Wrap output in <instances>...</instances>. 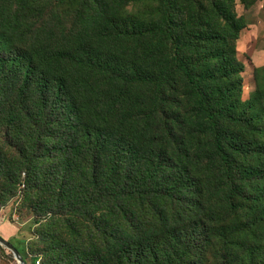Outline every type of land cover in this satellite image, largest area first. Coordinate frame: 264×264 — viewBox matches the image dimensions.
<instances>
[{
  "label": "trees",
  "instance_id": "trees-1",
  "mask_svg": "<svg viewBox=\"0 0 264 264\" xmlns=\"http://www.w3.org/2000/svg\"><path fill=\"white\" fill-rule=\"evenodd\" d=\"M235 6L0 0V199L34 200L8 240L24 259L264 264V66L244 100Z\"/></svg>",
  "mask_w": 264,
  "mask_h": 264
},
{
  "label": "rangeland",
  "instance_id": "rangeland-1",
  "mask_svg": "<svg viewBox=\"0 0 264 264\" xmlns=\"http://www.w3.org/2000/svg\"><path fill=\"white\" fill-rule=\"evenodd\" d=\"M235 10L239 16H244L248 23L242 30L237 50L238 58L245 64V71L242 73L243 99L248 100L255 89V68L264 66V0H236ZM33 203L32 196L23 192L8 196L5 200L0 199V233H3L1 229L4 230L5 227L8 228L5 230H18L17 232L30 228L35 217L32 211ZM41 221L40 225L34 226L32 230L39 235L48 232L53 234L54 227L49 230L47 228L50 222L49 213L44 212ZM59 233L62 235L64 232L60 230ZM27 247L33 253H41L42 264H49L50 256L43 250L42 245L29 241ZM10 254L8 250L6 254L0 253V264H17L15 260L6 258V255Z\"/></svg>",
  "mask_w": 264,
  "mask_h": 264
},
{
  "label": "water",
  "instance_id": "water-1",
  "mask_svg": "<svg viewBox=\"0 0 264 264\" xmlns=\"http://www.w3.org/2000/svg\"><path fill=\"white\" fill-rule=\"evenodd\" d=\"M0 246L8 250L16 260L17 264H27L20 252L7 239L0 235Z\"/></svg>",
  "mask_w": 264,
  "mask_h": 264
},
{
  "label": "crops",
  "instance_id": "crops-1",
  "mask_svg": "<svg viewBox=\"0 0 264 264\" xmlns=\"http://www.w3.org/2000/svg\"><path fill=\"white\" fill-rule=\"evenodd\" d=\"M5 229H8V228L5 227L4 230ZM1 230L3 231V233H0V235L7 240H13L15 238L16 234L18 233L17 232L18 230H15V231L5 230V232H4L3 228ZM25 261L27 262V264H36V260L34 258H32V256L30 254H28Z\"/></svg>",
  "mask_w": 264,
  "mask_h": 264
},
{
  "label": "built area",
  "instance_id": "built-area-1",
  "mask_svg": "<svg viewBox=\"0 0 264 264\" xmlns=\"http://www.w3.org/2000/svg\"><path fill=\"white\" fill-rule=\"evenodd\" d=\"M24 188H25V184H23V185L21 186V189H24ZM20 194H21V193H20ZM36 264H42L41 259H38V261H37Z\"/></svg>",
  "mask_w": 264,
  "mask_h": 264
}]
</instances>
